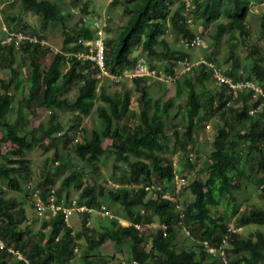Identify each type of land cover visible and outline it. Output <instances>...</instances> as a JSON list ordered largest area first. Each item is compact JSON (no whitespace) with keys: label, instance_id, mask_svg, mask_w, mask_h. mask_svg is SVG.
I'll return each mask as SVG.
<instances>
[{"label":"trees","instance_id":"1","mask_svg":"<svg viewBox=\"0 0 264 264\" xmlns=\"http://www.w3.org/2000/svg\"><path fill=\"white\" fill-rule=\"evenodd\" d=\"M14 1L40 17V30L28 32V36L34 34L37 37L36 41L27 38L18 44L13 41L0 44V63L9 70L7 79L0 82V145H12L8 152L0 150V239L4 243L0 246V264H27L24 257L29 264H66L74 258L82 238L86 240L82 250L84 264L104 259V255L91 252L96 245L107 240L120 243L127 239L131 241L130 257L139 264H222L220 259L208 254L201 240L208 239L216 244L223 238L229 264L263 262L264 232L257 229L243 234L232 229L229 223L241 204L235 203V191L244 188L252 177L257 179L254 189L264 196V100L258 96L255 100L263 102V106L250 114L251 89L234 92L228 83L217 81L213 72L220 70L234 80L255 79L264 87V54L261 55L255 45H248L244 63L236 55L238 43L243 46L248 43L250 31L246 19L251 2L264 0H191V12L186 0H112L111 6L120 5L127 14L116 34L105 39L104 68L113 74H120L125 66L134 64L136 59L132 53L138 44L142 56L151 60V67L157 68L152 58L167 59L169 56L174 59L173 49L164 36L167 29L175 39L191 40L196 34L190 23L193 20L202 28L199 33L202 40V31L212 25L211 50L202 53L197 64H191L181 76H176L173 64L162 66V70L174 79V94L166 95L163 90L161 95L153 96L148 90L150 78H131L140 103L138 110L130 107L129 89L117 87L107 91L101 86L98 91L96 74H101V69L72 54L80 48L75 43L78 37H92L91 28L85 25L86 1L71 26L65 20L69 9L54 0H1V5ZM8 18L12 22L9 30L27 28L26 23L17 28L16 23L23 22L17 13L13 12ZM261 20L263 25L264 15ZM49 22H60L65 51L55 52L45 67L42 58L49 48L40 41L43 38L40 31ZM262 28L259 27V32ZM223 43L227 44V51L219 59L218 52ZM18 49L29 59L26 79L17 59ZM122 80L112 83L122 85ZM24 86L27 92L23 95V104L14 105L13 96L19 90L23 92ZM179 99L182 102H177ZM32 101L49 110L48 120L37 126H29V118L22 110L29 108ZM59 110H68L77 119L94 111L100 127L92 126L88 130L78 124L65 125L59 119ZM11 113H15L13 119ZM207 121L214 126L211 148L205 164L195 170L196 176L187 184L192 193L190 201L181 207L177 197L181 185L176 184V170L168 158V151L183 148V167L193 170L194 164L183 140H192ZM182 127L183 131L180 130ZM69 128L81 134L80 140L72 141L66 134ZM44 138L49 139L51 146L61 139L65 154L54 148L53 157L58 163L36 187L44 202L53 195L57 205L62 199L64 204L52 212L46 210L52 216L43 219L41 227L33 230L27 224L22 225L26 218L22 203L4 193L10 188L30 194V188L24 184L27 179L24 173L29 168L27 152ZM103 138H108L110 143L103 145ZM69 150L90 164V174L81 165L70 164L66 157ZM106 151L112 153L114 169L119 171V181L109 187L97 183V177L92 180L89 177L95 173L96 163ZM57 178L59 184L54 187L52 180ZM2 181L6 182V187L1 185ZM151 184L156 185L152 189L153 196L145 188ZM72 190L79 191L77 202L90 209L100 207L101 196L110 204H116L128 224L122 225L117 218H111L110 225L96 231V236L88 235V226L75 232L62 209L71 205ZM243 205L244 209L235 220L236 226L264 224V206L248 202ZM221 206L223 210L219 209ZM88 218L89 211H85L81 221L87 223ZM150 222L155 226L149 227L151 231L145 235L141 229ZM117 223L119 230L111 231ZM136 224L143 227L139 229ZM186 228L189 234L185 232ZM182 231L195 241L193 247L179 245L178 237ZM148 239L150 246L146 248ZM10 248L23 258H18ZM115 264L132 263L120 260Z\"/></svg>","mask_w":264,"mask_h":264},{"label":"rangeland","instance_id":"2","mask_svg":"<svg viewBox=\"0 0 264 264\" xmlns=\"http://www.w3.org/2000/svg\"><path fill=\"white\" fill-rule=\"evenodd\" d=\"M60 5L66 9H69L70 13L66 17L67 25L71 26L73 21L78 19L79 16V9L82 6V4L86 1L88 3V11L84 15L87 22H90L91 19H93L95 16L101 15V13L105 10H110L111 18H110V24L108 25L107 30V37H113V35L116 34L117 29L126 21L127 14L123 12L122 7L120 5H114L111 6L108 3V0H54ZM188 2L187 9L191 12V0H186ZM13 12L17 13L23 20L22 23H16L17 28L23 26L25 23L27 24V28H24V31L28 33L31 30L39 29L40 27V17H38L37 14H35L33 11L25 10L22 7H20L18 1H14L13 3H8L5 5H1L0 0V26H1V33L2 29L5 31V28L9 30V24L10 19H6L11 15ZM192 15V14H190ZM264 15V2H258V1H252L250 6V11L247 15V25L250 31V35L247 38V44L246 46L238 43V47L236 48V55H239L242 59V63L245 62V56H246V50L247 46L251 45L252 47L255 45V48L259 53L261 52V55L264 54V48L262 47V42H264V23L261 24V17ZM192 17V16H191ZM16 22V21H15ZM191 26L195 33H200L202 28L200 25H196L193 23V20H191ZM262 25V26H261ZM259 27H263L261 32H259ZM23 29V28H22ZM40 30V29H39ZM211 30L212 25H210L206 30L203 32L202 40L199 44L193 45L189 48H184L179 39H175L174 36L171 34L170 30H165L164 36L166 38V41L168 42V45L170 49H173L172 55L174 59H171L169 56L167 59L165 58H152L153 63L157 66V69L160 71L158 73V76H154V79L147 80L148 82V90L153 96L161 95V92L164 90L166 95H172L175 92V82L173 77L168 76L169 73L165 70H162L163 65H174L173 69L176 73V76H181L183 72L188 70L186 63H185V57L186 61L197 63L205 51L211 50ZM140 31H143L141 29ZM0 33V34H1ZM42 35V39H44L43 43L49 44V50L47 51L46 55L42 58V65L47 66L51 57L55 52L58 51H65L62 48V31H61V24L60 22H49L46 26V28L42 31H40ZM34 35V34H32ZM140 45H136L135 49L133 50L132 56L133 58H137L138 56H141L140 52ZM227 44L223 43L222 47L219 49L218 52V58L222 59L223 54L227 51L226 49ZM53 49V51H52ZM17 51V59L19 62V65H21L22 68V75L26 79L28 76V64L29 59L25 56L23 51L18 49ZM183 54V56L181 55ZM183 57V58H182ZM171 59V60H170ZM146 61L149 63L151 60L146 59ZM224 67L226 65L222 64ZM245 74L247 71L244 72ZM99 77L98 82V91L100 90L101 86H104L107 91H112L114 88H121V89H129L131 93L130 97V107L134 110H138L140 108V103L137 97V91L134 87V84L131 82V80L128 81V79L122 80L123 84L120 83L117 85H114L112 83V79L103 73L96 74ZM193 77L195 76V72L192 74ZM9 76V70L5 68L3 64L0 63V82L1 80H6ZM171 77V78H170ZM113 84V85H112ZM211 85V84H210ZM214 85V84H213ZM1 86V84H0ZM21 90L17 91L15 96H13V104L20 106L23 104V95L26 94V87ZM72 92H69L68 94L71 95ZM177 102H182V100H178ZM25 115L29 118V126H37L39 122L43 121L46 122L48 120V113L49 110L45 108L44 106H38L35 101H32L30 103L29 108H22ZM59 119L61 122L65 125H74L78 124L82 127H85L86 129L90 130L92 126L100 127V122L98 117L96 116L95 112L92 111L88 115H82L80 118H76L73 113H71L68 110H59ZM15 116V113H11L10 117L13 119ZM217 118V117H216ZM67 128V127H66ZM181 131H183V127L180 128ZM68 135L71 136L75 140H80V135L78 132H76V129L69 128L66 131ZM214 134V126L213 123L207 121L203 124V126L200 128L199 132L196 135H193L192 140H188L187 138H184V145L188 149V155L190 159L192 160L194 164V169L189 170L186 167H183L184 162V149L183 148H172L168 151V158L176 170V184L181 185L180 193H177L178 201L182 206H185L191 199L192 193L187 187V184L191 181L192 177L195 175V170H200V168L203 167V164H205L208 152L211 148V141ZM110 143V140L108 138H103V145H107ZM9 146H4L3 144L0 145V150L4 152H8L9 148L12 147L11 144H7ZM68 145H71L69 142ZM58 148V150L65 154V152L62 151V140L59 139L55 146H51L49 143V139L44 138L40 139L39 142L33 146L32 149H30L27 152V157L29 158V168L24 173L27 179H25V182L31 181L33 185H37L38 181L40 179H44L45 175L47 173H52L53 168L56 167L58 160L54 159L53 157V151L54 148ZM69 155L66 157H69V161L71 165L78 164L85 168V170L90 174L91 172V166L87 162L78 159V157L72 152V150H69ZM68 159V158H66ZM96 171L95 173L89 175V177H97L96 181L97 183L105 184L106 187H109V185H115L117 183L118 177H119V171L114 169V157L111 152L106 151L102 156H100L99 160L96 163L95 167ZM204 174V173H203ZM196 176V175H195ZM54 183V187L59 184V178L52 180ZM254 181H257L255 177H252L251 180L248 182V184H245L244 188L238 189L235 191L236 200L235 203H241L239 207V211L231 217V221L229 223V226L232 229H236L238 231H241L243 234H248L251 231H255L259 229L260 231L264 232V224H255L250 223L246 225L236 226L235 220L239 216L240 212L244 209V202H248V204H257L260 206H264V196L262 195V192L258 189H254ZM24 184L26 185V183ZM111 182L112 184H109ZM260 182V181H258ZM261 183V182H260ZM1 185L3 187H6V182L2 181ZM262 185H264V181L262 182ZM261 194V195H260ZM7 197H15L16 200L20 201L22 203V206L25 211V220L23 221V224H27L29 227H31L33 230H37L41 227V223L43 219L48 218V216H52L48 212L43 211V214H39L37 210L34 207L33 199L31 197V194L28 193V191H15L10 188H6V192L4 193ZM71 197L72 199L79 197V191L78 190H72L71 191ZM246 199V201H244ZM100 202L104 203L113 213L116 217H121L120 210L118 209L116 204H110L105 198L102 196L99 197ZM61 205L64 204V199L60 200ZM45 202V204H47ZM213 207V206H212ZM247 208V205L246 207ZM220 210H223L224 207L221 206L219 208ZM49 211V210H48ZM54 211V210H52ZM50 211V212H52ZM151 215V210L148 211ZM146 213V212H145ZM83 212L77 213L76 211H72V213L68 216V223H70L73 226V230L76 232L78 230L86 229V226L90 228L88 230V235L96 236L97 232L103 230L105 226L110 225V221L112 220L110 217L103 215L98 207L91 208L89 211V218L87 223H83L82 220ZM122 218V217H121ZM123 219V218H122ZM155 222V221H153ZM156 223V222H155ZM120 224L124 225L126 224V220L124 222H120ZM120 224H116L112 226L111 231L117 232L120 228ZM82 229V230H83ZM143 230L145 235H148L146 233H149L151 230L147 225H144ZM47 232V227L44 228V233ZM150 240L148 239L146 242L145 247L148 248L150 246ZM178 242L180 246L186 247H193L194 240L188 236L184 231H182L178 237ZM130 240H123L120 243H117L113 240H107L104 243L100 245H96L91 252L95 255H104V259L101 261H96L92 264H115L117 261H127L130 257ZM86 245V240L84 238L80 239L78 242V246L75 249V256L72 258L68 263L66 264H84L82 260V250L84 246ZM14 253L18 254V251H13ZM18 252V253H17ZM12 257V256H11ZM15 258L16 256L13 255ZM12 257V258H13ZM259 264H264L263 262H260Z\"/></svg>","mask_w":264,"mask_h":264},{"label":"built area","instance_id":"3","mask_svg":"<svg viewBox=\"0 0 264 264\" xmlns=\"http://www.w3.org/2000/svg\"><path fill=\"white\" fill-rule=\"evenodd\" d=\"M109 18H110V15L106 13H103L100 16H95L91 20V22L88 24V26L92 30V37L87 38V39L78 37L75 43L80 45V48H78L75 52H72V54L80 60L90 61L92 64H94L95 66L101 69V73L110 77L114 81H121L122 79H128L129 81L131 80L132 77H135V76H147L148 78L158 76V73H160V71L156 67H151L149 63L146 61L145 57H143L142 55L136 58L133 65L128 66V67L125 66L121 70L120 74H113L109 70L104 68V60L106 57L105 56V39H106V33H107L106 29L109 25ZM27 38L31 41L37 40V37H35L34 35L28 36L24 31L8 30L5 28V31L3 30V35L0 37V44H4L12 40L15 42H19ZM180 40L183 43L184 48L186 49L193 45L199 44L201 42V36L198 33H196L195 36L191 40L184 39V38H181ZM185 63H186L185 66L188 67L187 69L190 68L191 64H194L192 62L186 61V58H185ZM213 75L219 81L228 83V85L230 86L232 90H241L244 87H247V88H250L252 91L253 100H255L259 95H262L263 100H264V92L262 91V88L253 81H246V80L232 81V79L228 78L224 73H222L220 70H217V69H214ZM255 110L256 108H252L251 112ZM4 146L6 147L7 145H4ZM26 185L30 188V194L33 199L34 207L39 214H43V211L45 209L47 211L48 210L52 211V210L59 209L62 206L61 204L57 205L54 202L53 195L49 196L48 203L45 204L44 200L42 199L40 195L39 188L33 185L31 181H28ZM155 187H156L155 184L145 186L148 192L152 193V196H153L152 189H155ZM162 196H165V195H162ZM62 209L65 211L66 219H68V216L72 213V211L83 212V213L85 211H90V208L87 207L85 204L78 203L76 198L71 200L70 206L62 207ZM99 210L105 216H108L110 218H117L118 221L121 223L124 222V219H122L121 217L114 216L111 210L104 203L100 204ZM141 211L144 212V209H141ZM180 216H182V213L180 214ZM126 224H128V221H126ZM147 226L153 227L155 226V223L150 222L147 224ZM136 227L141 229L143 225L136 224ZM185 232L189 234V229L186 228ZM201 243H202L203 248L208 252L209 255H211L213 258L215 257L217 259H220V262L222 264H229L225 238H223L219 243H216V244L210 243L208 239L201 240ZM3 244H4L3 241L0 239V246H2ZM10 250L14 251L12 248H10ZM17 256L18 258H23V256L20 253H18ZM23 259L25 260L27 264H29V261L26 257H24ZM130 262L132 264H139L138 261H136L135 259H130Z\"/></svg>","mask_w":264,"mask_h":264},{"label":"clouds","instance_id":"4","mask_svg":"<svg viewBox=\"0 0 264 264\" xmlns=\"http://www.w3.org/2000/svg\"><path fill=\"white\" fill-rule=\"evenodd\" d=\"M111 1L112 0H108V3L111 5ZM110 10L108 11V10H105V11H103L102 13H101V15L103 14V13H106V14H110ZM98 16H100V15H98ZM110 18H111V15H110ZM110 18H109V24H110ZM84 19H85V25H87L88 26V24L91 22H87L86 21V19L87 18H85V16H84ZM92 20V19H91ZM107 29H108V27H107ZM107 29H106V32H107ZM17 30H20V29H16L15 31H17ZM21 31H24V30H21ZM25 32V31H24ZM26 33V32H25ZM27 35H28V33H26ZM199 34V33H198ZM3 35V30H2V33L0 34V37ZM106 35H107V33H106ZM33 36V35H32ZM181 39V38H180ZM179 39V41H180V43H181V45L183 46V43L181 42V40ZM13 41V40H12ZM40 41L42 42H44V39H40ZM10 42V41H9ZM15 44H18V42H15V41H13ZM42 42V43H43ZM6 43H8V42H6ZM44 44H46L47 46H48V48H49V44L48 43H44ZM184 47V46H183ZM52 51H53V49H52ZM144 57V56H143ZM159 75V74H158ZM168 76H170V75H168ZM228 78H230V79H232V81H238V80H246V81H253V82H255V83H257L261 88H262V91L264 92V87L260 84V83H258L255 79H250V78H244V79H236V80H234L232 77H230V76H228V75H226ZM172 77V76H171ZM170 77V78H171ZM216 80L217 81H219L217 78H216ZM244 88H247V87H244ZM243 89H241V90H233L234 92H237V91H239V92H241ZM251 95V97H252V94H250ZM259 96H262V95H259ZM263 98V97H262ZM249 104H250V106H249V109H248V112L251 114H254L255 112H257L259 109H261L262 108V106H263V103L262 102H258L257 103V101L256 100H253V97H252V101H249ZM258 106H259V108H258ZM252 108H256V110L255 111H253V112H251V109ZM7 144H9V143H7ZM7 144H3V145H7ZM7 146H9V145H7ZM125 220V219H124ZM131 259V258H130ZM129 259V260H130ZM128 261V260H127Z\"/></svg>","mask_w":264,"mask_h":264}]
</instances>
